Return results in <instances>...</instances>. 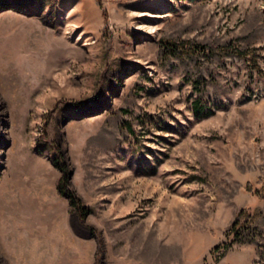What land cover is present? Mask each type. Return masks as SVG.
Listing matches in <instances>:
<instances>
[{"label": "rangeland", "instance_id": "rangeland-1", "mask_svg": "<svg viewBox=\"0 0 264 264\" xmlns=\"http://www.w3.org/2000/svg\"><path fill=\"white\" fill-rule=\"evenodd\" d=\"M18 175L83 238L52 264H264V0H0V186Z\"/></svg>", "mask_w": 264, "mask_h": 264}, {"label": "crops", "instance_id": "crops-1", "mask_svg": "<svg viewBox=\"0 0 264 264\" xmlns=\"http://www.w3.org/2000/svg\"><path fill=\"white\" fill-rule=\"evenodd\" d=\"M0 190V242L13 264L59 261L64 236L71 238L66 250L82 251L83 238L77 241L68 227L71 223L76 229L77 223L69 218L68 206L61 205V197L47 178L24 180L18 175L5 181Z\"/></svg>", "mask_w": 264, "mask_h": 264}, {"label": "trees", "instance_id": "trees-1", "mask_svg": "<svg viewBox=\"0 0 264 264\" xmlns=\"http://www.w3.org/2000/svg\"><path fill=\"white\" fill-rule=\"evenodd\" d=\"M163 43L171 51L179 50V49L189 50L186 48L189 44H191L187 40H182V41L163 40ZM193 47L194 46H190V48H193ZM200 48L203 51H206L207 49H209V51H216L217 49V47L215 46L214 47L213 46H200ZM194 50L197 51V49L195 48ZM57 158L54 162L58 161ZM59 167L63 171V175L61 176L59 180V184H58L59 191L60 193L65 194L69 197L71 206L73 207L74 210H76L80 218L84 220L87 214V211H86V208L82 206L81 198L76 194V192L73 189L70 188V184H69L70 183V173H69V169H67L68 164L64 162L62 165L59 164ZM258 193L260 194L261 197H264V187L261 190H259ZM248 216H249V213L247 210L245 209L241 210L240 213L237 215L232 227L230 228V231L232 232L233 230H238L235 233V234H238L239 230L241 229V226H244L245 222L248 220ZM243 218H245L244 221H242ZM235 241H236V236L232 240H227L226 242H223L222 244L215 246L214 250H217V252H219L220 255H224L225 252L229 248H231V246L233 245Z\"/></svg>", "mask_w": 264, "mask_h": 264}, {"label": "bare ground", "instance_id": "bare-ground-1", "mask_svg": "<svg viewBox=\"0 0 264 264\" xmlns=\"http://www.w3.org/2000/svg\"><path fill=\"white\" fill-rule=\"evenodd\" d=\"M6 83H7V86L10 87V88L19 89L18 83L14 82L12 80V78H9ZM15 96H18V94L15 95ZM20 99H22V98H20Z\"/></svg>", "mask_w": 264, "mask_h": 264}]
</instances>
